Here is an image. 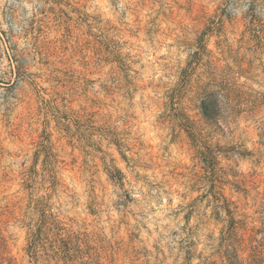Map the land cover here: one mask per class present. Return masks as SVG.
Masks as SVG:
<instances>
[{"label": "rangeland", "instance_id": "obj_1", "mask_svg": "<svg viewBox=\"0 0 264 264\" xmlns=\"http://www.w3.org/2000/svg\"><path fill=\"white\" fill-rule=\"evenodd\" d=\"M0 264H264V0H0Z\"/></svg>", "mask_w": 264, "mask_h": 264}, {"label": "trees", "instance_id": "obj_2", "mask_svg": "<svg viewBox=\"0 0 264 264\" xmlns=\"http://www.w3.org/2000/svg\"><path fill=\"white\" fill-rule=\"evenodd\" d=\"M205 116H206L208 119H213L212 116L210 115V112H209L207 106H205ZM120 173H121V172H120Z\"/></svg>", "mask_w": 264, "mask_h": 264}]
</instances>
